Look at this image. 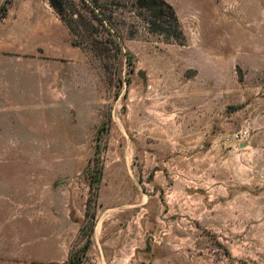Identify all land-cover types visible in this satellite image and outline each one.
Returning <instances> with one entry per match:
<instances>
[{
    "label": "rangeland",
    "instance_id": "374dc122",
    "mask_svg": "<svg viewBox=\"0 0 264 264\" xmlns=\"http://www.w3.org/2000/svg\"><path fill=\"white\" fill-rule=\"evenodd\" d=\"M101 1L131 59L105 71L76 47V85L61 88L66 108L52 118L58 139L19 128L0 141V165L33 167L46 209L69 206L81 229L67 255L80 264H264L258 34L215 0H164L186 38L165 43L132 0Z\"/></svg>",
    "mask_w": 264,
    "mask_h": 264
},
{
    "label": "crops",
    "instance_id": "0c3cea01",
    "mask_svg": "<svg viewBox=\"0 0 264 264\" xmlns=\"http://www.w3.org/2000/svg\"><path fill=\"white\" fill-rule=\"evenodd\" d=\"M215 1L217 13L235 15L258 34L252 44L264 45V0ZM2 7L6 12L0 21V141H12L19 128L45 136L46 141L57 140L52 118L57 116L54 111L66 108L61 88L76 85L77 48L43 0H0ZM0 174L6 192L0 195V264L68 259V246L81 229L70 219L69 206L46 209L44 186L33 167L0 165Z\"/></svg>",
    "mask_w": 264,
    "mask_h": 264
},
{
    "label": "trees",
    "instance_id": "16d2710c",
    "mask_svg": "<svg viewBox=\"0 0 264 264\" xmlns=\"http://www.w3.org/2000/svg\"><path fill=\"white\" fill-rule=\"evenodd\" d=\"M46 1L71 34L72 45L84 49L86 55L88 54L87 56L90 59L93 58L94 61L98 62L103 70H116L121 53L127 59H131L130 54L122 51V43L118 33L112 29V24L106 21L108 18L105 13L110 12L107 8L110 5L103 3L101 0ZM131 8L140 11L143 16H147L144 19L147 33L161 38L165 43L184 45L186 38L181 24L173 7L166 1L132 0ZM5 12L6 9L2 7L0 9V21L5 16ZM100 30L106 31L109 38L98 37L97 34L100 33ZM84 40H86L85 43ZM128 62L129 65H132L131 60ZM86 204H89V199H87ZM92 220L90 236L86 239L82 255H85L91 245V234L95 227V214H93ZM80 260V256L73 257L70 254L67 264H80Z\"/></svg>",
    "mask_w": 264,
    "mask_h": 264
},
{
    "label": "water",
    "instance_id": "95a60500",
    "mask_svg": "<svg viewBox=\"0 0 264 264\" xmlns=\"http://www.w3.org/2000/svg\"><path fill=\"white\" fill-rule=\"evenodd\" d=\"M175 187L178 189L179 188L178 184H175Z\"/></svg>",
    "mask_w": 264,
    "mask_h": 264
},
{
    "label": "built area",
    "instance_id": "2783aa9c",
    "mask_svg": "<svg viewBox=\"0 0 264 264\" xmlns=\"http://www.w3.org/2000/svg\"><path fill=\"white\" fill-rule=\"evenodd\" d=\"M238 135H236V137H237Z\"/></svg>",
    "mask_w": 264,
    "mask_h": 264
}]
</instances>
